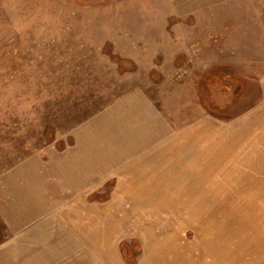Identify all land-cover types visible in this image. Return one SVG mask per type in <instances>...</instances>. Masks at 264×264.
<instances>
[{
  "label": "rangeland",
  "instance_id": "obj_1",
  "mask_svg": "<svg viewBox=\"0 0 264 264\" xmlns=\"http://www.w3.org/2000/svg\"><path fill=\"white\" fill-rule=\"evenodd\" d=\"M0 264H264V0H0Z\"/></svg>",
  "mask_w": 264,
  "mask_h": 264
}]
</instances>
